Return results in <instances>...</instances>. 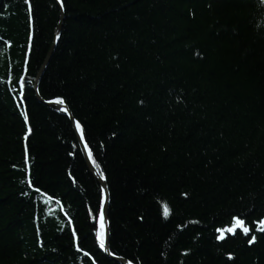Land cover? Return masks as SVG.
I'll return each mask as SVG.
<instances>
[{
	"label": "trees",
	"instance_id": "16d2710c",
	"mask_svg": "<svg viewBox=\"0 0 264 264\" xmlns=\"http://www.w3.org/2000/svg\"><path fill=\"white\" fill-rule=\"evenodd\" d=\"M60 4L38 91L104 174L111 254L264 264V0ZM59 20L56 0H0V264H120L69 118L33 91Z\"/></svg>",
	"mask_w": 264,
	"mask_h": 264
},
{
	"label": "water",
	"instance_id": "95a60500",
	"mask_svg": "<svg viewBox=\"0 0 264 264\" xmlns=\"http://www.w3.org/2000/svg\"><path fill=\"white\" fill-rule=\"evenodd\" d=\"M57 3L59 4V7H60V20L55 28V32H54V40H53V43L48 51V53L46 54V57L41 65V67L39 68L37 74H36V77H35V80H34V83H33V91L35 93V97L37 99V101L45 106H48V107H51L53 109H56L62 113H64L68 118H69V121L71 122V125L73 127V130H74V133L76 135V138L78 140V143H79V146H80V149L82 151V154L84 156V161L86 163V166L90 172V174L95 178V180L98 182V184L100 185L101 189H103V201H104V204H103V208H104V226H103V238H104V247L102 248L104 253L106 254V256H108L110 259L120 263V264H131L128 260L126 259H123V258H120V257H117V256H114L111 254L110 250H109V237H110V223H109V220H108V207H109V192H108V189H107V185H106V182L100 178V175L98 174V172L96 171L95 167L93 166L91 160L88 158V153H87V149H86V145L76 127V124H77V121L76 119L74 118V116L72 115L70 109L68 108V106L63 103V104H57L56 101L57 100H45L43 99L40 94H39V82H40V79H41V76L43 75L47 65H48V62L51 58V55H52V52L54 50V47L56 45V42H57V39L59 37V34H60V31H61V27H62V22H63V19H64V12H63V9L61 7V4H60V0H56ZM98 225H100V220L98 219ZM100 244V242H99Z\"/></svg>",
	"mask_w": 264,
	"mask_h": 264
},
{
	"label": "snow or ice",
	"instance_id": "6c2138e0",
	"mask_svg": "<svg viewBox=\"0 0 264 264\" xmlns=\"http://www.w3.org/2000/svg\"><path fill=\"white\" fill-rule=\"evenodd\" d=\"M56 103H57V104H63L64 101H63V100H57ZM25 122H27V116H25ZM76 127H77V129L80 128L79 123L76 124ZM88 158H89L90 160H93V163H95L91 151L88 152ZM100 178H101V179H105L104 174H103L102 171L100 172ZM101 191L103 192V189H101ZM103 204H104V201L102 200V201H101V208H100V212H99V220H100L101 229H100V231H98V232L96 233V236H97V238H98V240H99V242H100V247H101V248H103V247L105 246V245H104V238H103V226H104V215H105V214H104ZM233 221H234V223H235V225H236L237 227H240V228L242 229V231L244 232L245 235H247V234L249 233V228L246 227V226L244 225V221H243V220H241V219H239V218H237V217H233ZM260 223H264V221H261ZM217 231H218V232H220V231H231V232L234 233V232H235V228L223 229V230L218 229ZM219 238H221V237H218V239H219ZM254 241H255V237H252V239L249 240V243L251 244V243H253ZM229 258L231 259V257H229Z\"/></svg>",
	"mask_w": 264,
	"mask_h": 264
},
{
	"label": "bare ground",
	"instance_id": "6f19581e",
	"mask_svg": "<svg viewBox=\"0 0 264 264\" xmlns=\"http://www.w3.org/2000/svg\"><path fill=\"white\" fill-rule=\"evenodd\" d=\"M104 198V197H103Z\"/></svg>",
	"mask_w": 264,
	"mask_h": 264
}]
</instances>
